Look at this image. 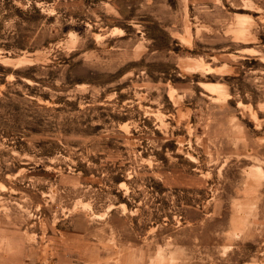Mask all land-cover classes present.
Returning a JSON list of instances; mask_svg holds the SVG:
<instances>
[{
	"label": "rangeland",
	"instance_id": "rangeland-1",
	"mask_svg": "<svg viewBox=\"0 0 264 264\" xmlns=\"http://www.w3.org/2000/svg\"><path fill=\"white\" fill-rule=\"evenodd\" d=\"M0 264H264V0H0Z\"/></svg>",
	"mask_w": 264,
	"mask_h": 264
}]
</instances>
